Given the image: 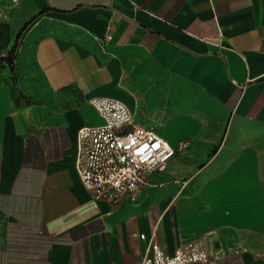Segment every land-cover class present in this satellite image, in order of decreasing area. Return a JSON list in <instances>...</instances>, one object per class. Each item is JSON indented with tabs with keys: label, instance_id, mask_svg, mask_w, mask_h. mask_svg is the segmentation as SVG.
Returning <instances> with one entry per match:
<instances>
[{
	"label": "crops",
	"instance_id": "0c3cea01",
	"mask_svg": "<svg viewBox=\"0 0 264 264\" xmlns=\"http://www.w3.org/2000/svg\"><path fill=\"white\" fill-rule=\"evenodd\" d=\"M2 4L0 264H140L152 243L264 264V0ZM94 98L175 150L118 208L74 167Z\"/></svg>",
	"mask_w": 264,
	"mask_h": 264
},
{
	"label": "built area",
	"instance_id": "2783aa9c",
	"mask_svg": "<svg viewBox=\"0 0 264 264\" xmlns=\"http://www.w3.org/2000/svg\"><path fill=\"white\" fill-rule=\"evenodd\" d=\"M89 103L102 123L77 130L74 167L91 199L118 208L135 201L136 194L147 186L149 175L162 170L175 150L155 130L138 125L122 102L94 98ZM140 264H212V261L197 244L166 252L152 243Z\"/></svg>",
	"mask_w": 264,
	"mask_h": 264
},
{
	"label": "rangeland",
	"instance_id": "374dc122",
	"mask_svg": "<svg viewBox=\"0 0 264 264\" xmlns=\"http://www.w3.org/2000/svg\"><path fill=\"white\" fill-rule=\"evenodd\" d=\"M1 1H3L5 4H2V5H5V6H7L8 8L11 6V7H13V6H15V5H13V4H16L17 3V0L15 1V2H13L12 0H1Z\"/></svg>",
	"mask_w": 264,
	"mask_h": 264
},
{
	"label": "trees",
	"instance_id": "16d2710c",
	"mask_svg": "<svg viewBox=\"0 0 264 264\" xmlns=\"http://www.w3.org/2000/svg\"><path fill=\"white\" fill-rule=\"evenodd\" d=\"M12 52H10V54H11ZM10 54H9V56L6 58V60L9 62V63H11L10 61H11V57H10ZM11 70H12V68H11ZM13 80H14V77H13Z\"/></svg>",
	"mask_w": 264,
	"mask_h": 264
}]
</instances>
